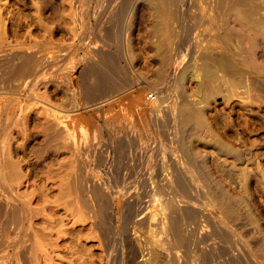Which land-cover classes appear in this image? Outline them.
<instances>
[{"label":"rangeland","instance_id":"1","mask_svg":"<svg viewBox=\"0 0 264 264\" xmlns=\"http://www.w3.org/2000/svg\"><path fill=\"white\" fill-rule=\"evenodd\" d=\"M246 1L251 4L256 0ZM119 2L120 0H0V41L2 40V44L9 43L7 47L11 50L20 49L17 56L23 58L24 51L33 48V45L34 52L39 53L38 55L49 52L47 49L49 46L52 48L57 45L54 49L59 54L58 60L45 64V74L37 84H31V87L35 88V92L37 91L39 95H44L45 99L40 98L45 102L47 98L48 103L50 101L53 105L57 104L55 106L61 107L63 111L73 110L74 115L76 114L73 122L74 132L77 134L80 128V132L84 128L83 132L87 133L79 142L74 136L70 141L66 139L65 131L60 129L61 124L57 125L53 115L45 111L46 105L42 100L13 103L11 117L17 118L16 122L11 117L5 115L1 117L0 160L2 159L1 163L7 162V164H0V189L2 188V191L0 190V264H166L165 250H161L164 252L162 253L154 249L160 215L156 209V201L160 200L166 204V211L171 208L170 200L174 199L170 178L176 170H182L179 178L184 173L180 180L186 177L188 181L186 178L182 181H185L183 183H186L188 190L191 188L187 191L190 197L186 198L187 200H184L179 193L181 199L175 198L180 204L186 203L185 208L189 210L185 211L187 220L181 224L182 228L175 227L176 230H181L177 233L174 229L177 235L182 231L181 234L184 236L176 253L179 264H264V96H258L256 93L258 90L254 89L255 84L260 82L259 77L264 76V28L255 29L251 22L245 24V20L238 16L235 4L229 7L226 14L227 25L224 26L227 29L225 32H233L230 35L235 40H232L230 47L235 50L236 55L245 62L249 61L245 64L248 67L245 69L250 70H247L250 72V76L248 74L250 79H255V84H252L254 86L250 84L254 90L250 89L251 92L244 93V96L250 95L249 98L245 97V100H249L244 101V104H240L237 95H232L231 99L226 100L223 90L209 98L205 115L209 121L211 116L216 115L217 123L212 126L211 132L200 131V139L194 138L195 150L200 154L204 152L208 163L195 164L196 167L192 170L193 172L197 170L199 173L195 177L191 170L187 171L186 164L161 163L164 158L160 149L163 148L160 143L161 135L159 139V132L153 124L151 115L146 111H137L136 102L145 104L146 92L152 93L154 87L162 89L167 85L169 89L171 88L168 81L171 79L170 75L174 67L168 65L170 66L168 68L166 64L161 66L159 55L162 56L167 48L168 51L172 49L171 53L177 52V59L182 58L183 51H187L189 44L181 42L184 25L193 24L197 20L199 0H172L170 3L169 12L164 16L166 23L163 26L168 27V33L175 27L178 29L173 30L177 35L171 34L172 38L174 36L177 40L172 43V45L176 44L172 47L168 46L170 42L168 40L172 41V39L162 40L168 37L166 30L163 33V28L155 26L158 22L154 18L156 3L154 0H132L127 4L120 23L123 30L129 29L126 35H119L116 31L119 24L115 26L111 19ZM258 12L256 15L258 14L259 17L254 15L255 18L253 16L250 18L264 20V9ZM105 25L108 29L113 27V33L109 29L106 31L107 34H103ZM162 35L166 36L161 39ZM112 37H114L113 41ZM121 41L124 43L128 41L131 46L134 56L131 55L133 58L129 59L132 60V66L130 62L128 64L125 61L126 56H123ZM2 44L0 51L5 48ZM95 44L96 47L114 51L118 56H116L117 60L119 58L118 64L121 66L119 65L117 74L124 84L115 88L116 95L113 93L112 97L86 93L82 88L80 70L82 66L97 58L90 47ZM38 48L42 50H37ZM236 50L238 52L240 50V53ZM166 54L169 55V53L164 55ZM4 56L0 55V58L7 57ZM12 63L16 65L17 59L12 60ZM71 65L72 67H69ZM158 66L163 67L162 71L157 70ZM38 68L39 66L35 67L30 75L23 76L21 72L24 68L20 69L13 77L9 67L4 68L0 85L2 83L5 85L6 82V84L14 82L16 84L24 79L32 82ZM67 69L75 71V85L69 80ZM168 69L171 71L169 72ZM155 71H158L159 78H163L164 82L153 77L156 76L153 75L156 74ZM248 72L242 71L244 75ZM7 78L11 80H6ZM190 78L185 81L188 92L197 87L196 81ZM224 85L226 84L222 85L223 88ZM128 118H131L130 131L134 134L130 145L132 147L130 157H127L125 149L123 150L124 125ZM225 124L232 132L234 130L230 138L229 136L225 138L223 134L226 129ZM80 132L78 135H81ZM214 132L221 135L218 136L223 141L258 151L257 160L253 159L254 163L251 161L252 163L243 164L211 163L208 140L211 137L210 133L214 134ZM52 138L54 139L51 140ZM12 169L18 171L16 174L18 173L19 176L15 171L11 172ZM9 171L11 175L7 173ZM201 171L205 172L204 175L200 173ZM12 185H14L13 190L10 187ZM3 188H6V191ZM217 192L231 199L236 196L242 198L241 205L239 204L241 217L237 218L242 225L238 223L239 228L236 229L238 234L226 228L221 222V217L217 215V210L211 209L214 218L221 223V230L225 229L224 233L231 237L226 240L217 236L219 231L210 232L208 225L205 224V213L208 209L205 208L204 201L212 202L215 199L219 206ZM205 194L212 196L209 195V199ZM190 195L193 196V200ZM101 201L103 214L98 208ZM16 208L25 209L26 213L22 211L25 216L28 215L24 219L21 218L18 229L20 231L17 233L8 224L10 213ZM22 211L21 217H25ZM188 212L189 215L191 213L189 217L191 221L188 219ZM189 221L192 223L187 224ZM239 231L244 232L243 236ZM10 234L17 236L10 237ZM177 235L175 236L178 238ZM231 235L234 237L233 240ZM175 236L174 238L177 239Z\"/></svg>","mask_w":264,"mask_h":264},{"label":"bare ground","instance_id":"2","mask_svg":"<svg viewBox=\"0 0 264 264\" xmlns=\"http://www.w3.org/2000/svg\"><path fill=\"white\" fill-rule=\"evenodd\" d=\"M131 1L132 0H120L116 10H114V12L112 14V18H111V19H113L112 24H113V22H114V25L119 24L117 27L118 29L116 30L119 35L125 34V33L127 34V31L129 29L128 28V29L123 30L120 22L122 21L125 7ZM154 1L156 2L154 5V8H155L154 18L156 19V22H158L157 24H155V26L158 25L161 29L163 28V33L166 30V33L168 34V37L166 36L167 34L165 35L166 37L162 35L161 39L163 37H165L166 39L164 38L162 40L172 39V41L168 40V41H170L168 46L169 47L175 46L176 44L172 45V43L174 44V42L177 41V40H175L174 36L177 35L176 34L177 32H175V31L178 29H175L176 28L175 27V28L171 29L172 31L170 30V33H168V30H169V29L167 30L168 27L166 28L163 26V24L166 23L164 16L166 13L169 12V5L172 2V0H154ZM233 4H235V9L238 13L239 18L242 20H245L244 21V22H246L245 24H248L249 22H251L250 24L253 27H255V29L257 28L259 30L260 28H264V20H262L263 18H261V19L258 18L256 20L250 18L251 16L254 17V15H256V13L258 11L264 9V0H256L254 3H251V4H250V2L248 3V1H246V0H199V4L197 6V20L193 24H185L184 25L185 26L184 27V35L181 38L182 41L179 39L184 44H186L187 42L189 43V44L187 43L188 44V49H186L187 51H183L182 58L177 59V52L171 53L172 52L171 48H169V49H171V51L170 50L168 51V49L166 48V50L168 52L166 50H165L166 52H164V54L169 53L168 56H167V54L164 55L163 53H162V56H160L161 54L159 55L160 62L162 63L161 66L162 65L164 66L166 64L167 67H168V65H170L171 67H174V71L172 70L173 72L170 75L171 79L169 81L167 79L169 86H171V88L169 89L167 87V85L162 89H161V87H157L158 89L154 87L152 90L153 91L152 93H149L148 91L146 92V100L147 101L145 104L144 103L142 104V102H139V101L136 102L137 103V111L148 112L151 115L153 124L158 129L159 139H160V135H161L162 139H161L160 143L163 145V148H160V149H162L161 153L164 156L161 163L162 164H179V165L180 164H184V165L186 164V166H187L186 168H188L187 171L190 172V170H191V173L193 174V176L195 175V177H197V175L199 174L198 171L196 170V168H195L196 171L194 170L195 172H193V170H192L194 167H196L195 164H203V165L208 164L206 154H203L204 152L201 154L197 153V151L195 150V148H194V147H196V146H194L196 144L195 140L199 138L200 131H205V132L210 131L211 132L213 130V129H211L212 126H214L217 123V121H216L217 118L215 117L216 115L211 116L212 118H210L211 119L210 121L207 119V116L205 115V111L208 107L209 98L211 99L212 96H215V94L220 93V91H222V90L225 92L223 94H224V98L226 100H228V98L231 99L232 95L233 96L237 95L236 97L241 102L240 104H244V101L247 100V99L245 100V97L249 98L250 95L248 96V94H247L244 96V93L245 94L248 93V91L250 89L258 90V91H256L258 96L259 95H260V97L264 96V76L259 77L258 81H260V82L257 84H255V79H252L254 81L250 82L252 80L249 77L250 72L247 71L249 69H247V70L245 69V67H247V65H245V64H247V61H248L247 59H249V58H247V56H245L247 59L245 57H242V58H245L247 60L245 62V60L240 59V57L236 55L235 50H232V48L230 47V45H231L230 43L232 42V40H235V39H233L232 36L230 35L231 33L233 34V32H231V33L228 31L225 32V30H227L225 28L226 27L225 24L227 23L226 14L228 12L229 7ZM257 17H259V16H257ZM111 26H113V25H111ZM248 27H249V25H248ZM112 28L113 27H109L110 30H112ZM102 29H103V27H102ZM107 29L108 28H106V25H105V29H103V32H105V33H103V34H107L106 31H109V29L108 30ZM174 29H175V31H173ZM116 31H115V34H116ZM72 32H73V30H72ZM112 33H113V30H112ZM171 34L174 35L173 38H172ZM119 35H117V37ZM169 35H171L170 38H169ZM103 36H106V35H103ZM113 36H115V35L113 34ZM233 37H234V35H233ZM119 38H120V36H119ZM119 38H117V39H119ZM173 39H174V41H173ZM111 40L113 41L114 37H112ZM1 41H0V44H2ZM121 42H123V41H121ZM181 42H178V43H181ZM91 43H93V42H91ZM158 43L160 44V42H158ZM23 44H24V42H23ZM44 44H46V43H44ZM159 44L156 43L157 46H159ZM2 45L5 48H4V50L0 51V55L4 56L6 54L5 56H7V57L4 56L5 57L4 59L0 58V78L3 75L4 68L9 67V72H10L12 77H13L14 73L18 74L19 72L17 73V71L20 69L24 68V70L21 72V74L23 76V75H27L30 72H32V70L35 67L39 66V68L34 73V79L32 82H27L24 79L20 83L15 84V82L13 81L14 83L6 84L7 82L5 83V80H4L5 85H3V83H2V85H0V119L4 115L6 117L12 116L11 106L13 103H15L17 101H19V102L20 101L21 102H31L32 100H36V101L42 100L44 95L42 96L41 94L39 95V93H37V91L35 92V88L31 87V84H33V83L37 84V82H39V80L43 77V75L45 74L44 73V69H45L44 65L45 64H48V63L50 64L53 61L56 62V60H58V57H59V54L54 49V48H56L57 45L55 47H52V48L49 46L50 48L49 47L47 48V49H49V52L42 53L40 55H38L39 53L36 52L37 53L36 54L34 52L35 51L34 45L32 46L33 48H31V49L25 48L27 50L24 51L23 58H20L19 56H17L20 49H19V51L11 50L10 48L7 47L8 45H10L9 43H3ZM29 45H32V44H29ZM121 45L123 47L120 45L119 46L123 48V52H124L123 56L124 55L126 56V60H125L126 63L129 64V62H130L131 66H132V63H131L132 60L129 59V58H133L132 56H134V55H132L133 54V52L131 51L132 49H130L131 46L129 45L128 41L127 42L125 41V43L123 42V44H121ZM96 46H97V44L92 45L90 47H91V51L94 54H96L97 58L96 59L92 58L93 60L90 61L89 64H86L85 66L81 67V70H80L81 71L80 72L81 77L80 78L82 79V82H83L82 88H83L84 92L86 91V93H90V94L96 93L99 96L110 95L108 97H112V96H114V94L116 95L115 91L117 89L115 90V88L124 84L122 82L123 80H121L117 74V72L120 69V67H119L120 64H118L119 58L117 60L118 56L115 55L114 51H111L109 49H102L101 47H96ZM106 46H109V45H106ZM182 47L184 48L185 45ZM238 48H240V47H238ZM47 49H45V50H47ZM62 49H65V48H62ZM37 50H42V49L38 48ZM1 52H2V54H1ZM237 53H240V50H239V52L237 51ZM21 54H22V51L20 52V55ZM238 55H240V54H238ZM252 56L253 55L251 53V57ZM14 59H17L16 65H14L12 63V60H14ZM254 60H255V57H254ZM160 62L158 61L159 64H160ZM242 64H244L245 66L244 65H243L244 67L241 66ZM131 66L130 67L128 66V67L131 68ZM161 66L156 67V68H158L157 70L162 71L163 67H161ZM69 67H72V65ZM160 67H161V69H160ZM167 67H166V70H167ZM164 69H165V67H164ZM130 70H132V69H130ZM166 70H163V71L166 72ZM169 70L170 69H168V71ZM242 71L248 72L247 75H244V73H242ZM258 71H257V73H258ZM66 72L68 73L67 75H68L69 80L72 82V84L75 85V83H76L75 71L73 69H67ZM71 72H73V73H71ZM252 73H254V72H252ZM4 74H6V73L4 72ZM126 74H128L127 71H126ZM248 74H249V76H248ZM153 75H156V76H153L154 78H158L160 80L163 79V78H159L158 71L156 72V74H153ZM163 76L164 75H162V77ZM166 76H167V74H166ZM12 77H10V78H12ZM137 78H138V76H137ZM154 78H153V80H154ZM188 78H190L192 80L194 79V81H196V83H197L196 84L197 87H194L195 89L190 91V92H188L186 90V87H185V85H186L185 81ZM164 79H166V78H164ZM6 80H11V79L7 78ZM156 81H158V80H156ZM162 82H164V80H162ZM253 83L255 84L254 89H253V87L251 88V85ZM223 84H226V86L224 85V88L222 87ZM252 86H254V85H252ZM130 88H128V89H130ZM238 88H243V89L239 90ZM165 89H166V91H165ZM249 92H251V91H249ZM253 92H255V91H253ZM133 95H134V93H133ZM254 95H256V94H254ZM40 97H42V98H40ZM43 99H45V98H43ZM138 99H140V97ZM250 99H251V97H250ZM42 101H44V100H42ZM38 103H39V101H38ZM49 103H50V101H49ZM49 103L47 102V98H46V102L45 101L43 102V104H45L46 107L44 108V106H43V108L45 109L46 112L53 115L54 121L56 122L57 125L61 124L60 129H62L63 132L65 131L66 136L65 135L64 136L66 139L68 138V140L70 141L71 138L74 136L75 140L79 142L82 137L85 138L87 133L83 132L85 130L83 127L82 128L84 130L82 129L81 132H80L81 128L77 132V134L74 132V128H73L74 123L73 122H74V119L76 118V114L74 115L75 112L73 110L63 111V110H61V107L55 106L57 104L53 105V104H51V103L49 104ZM76 108H77V104H76L75 109ZM61 111H63V113ZM11 118H13V117H11ZM13 119H15V118H13ZM16 119H15V122H16ZM130 124H131V118L126 119V123L124 125V148H123V150L125 149V153H126L127 157H130V154L132 153V147L130 145L133 141L132 136L134 135L130 131L131 130ZM79 132L81 135H78ZM233 132H234V130H233ZM233 132H232L231 128L228 125H226V129L223 131V134H224L225 138L226 137L228 138V136L230 138L234 134ZM9 134L7 136V139L9 137ZM210 134H211V137L209 140L208 139L207 140L210 143L208 151H209V155L212 157L211 163H213V164H243V163H249V162L252 163L253 159H255V161L257 160V158L259 156L258 151H253L252 149H250L248 147H243V146L241 147L239 145L235 146L233 144L226 142V140L223 141V140H221L222 138L219 137L221 135H219L215 132H214V134L213 133H210ZM194 138H195V140H194ZM53 139L54 138H52L51 140H53ZM159 139H158V142H159ZM201 139H203V137H201ZM82 141H84V140H82ZM205 142H207V141H205ZM239 144H241V143L239 142ZM162 145H161V147H162ZM1 160H0V164H3L4 162L1 163ZM6 161H8V160H6ZM4 164H7V162ZM12 164H13V160H12ZM177 169H179V168H177ZM12 170L13 171H11V172L14 173V171H15V174H16V172H18L14 169H12ZM176 171L178 172V174ZM176 171H174L173 174L170 172L173 175V176H171V174H170V176H171L170 181H171L172 186H173V196L172 197L174 199L173 201L170 200L171 208H169V210L166 211L167 205L164 204L160 200L156 201V209H158L157 211L160 212V215L158 217V226H159L158 229H159V231L156 233V238L154 241V243H155L154 249L157 252L161 251V250H163V251L165 250V252L167 254V258H166V262H165L166 264H179L178 258H176V256H177L176 253H177V250L180 248V243H181L182 238L184 236L181 234L182 231L181 232L179 231V234L177 235L178 230H181V229L176 230L177 228H175V227H181L182 226L181 224L184 222V220L185 221L187 220V218H186L187 214L185 213V211L187 209V208H185L187 206V205H185L186 203L180 204V203H178V201L175 198H177V197L180 198L182 196L184 200H187L188 198H190L189 192H187V191H189L191 189L190 188L191 185H189L190 189L188 190L187 189L188 187L186 188V183H183L185 181H182L186 177H183L182 180H180L181 176L185 175L183 172H182L183 174L179 178V174H181L180 172L182 170L181 171L176 170ZM228 171H227V173H228ZM11 172L9 171L7 173H9L11 175ZM200 173H202L204 175L205 172L203 173L201 171ZM9 174H7V175H9ZM10 175H9V177H10ZM16 175H18V173ZM188 175H186V176L188 177ZM261 176H263V174H261ZM15 177L16 176L14 175V178ZM233 178H234V176H233ZM187 181H188V179H187ZM213 181H215V180L213 179ZM206 182H207V180H206ZM245 183H246V181H245ZM214 185H212V186H214ZM13 186L14 185L10 186L12 188L11 190L14 189ZM207 186H209V185H207ZM219 186H221V188H223L222 185H219ZM6 187H8V185ZM211 189H212V187H211ZM0 190L2 191V188ZM3 190L6 191V188L5 189L3 188ZM5 191H3V192H5ZM208 192H209V190H208ZM178 193L181 196H179ZM218 193L219 192L216 193V196ZM222 193L225 194L224 192H222ZM220 194H218V197L220 200L219 206L217 205V201H214L215 199L212 200V202L204 201V202H206L204 206L206 209H208V212L205 213V216H206L205 224L208 225L210 232H213L214 230H215V232L219 231V234H217V236L219 235L222 240H226V239H230L231 237H228L227 233L226 234L224 233V230H225L224 228H223L224 230H221V228H220L221 223H219V220H216L214 218L215 216H214V214L211 213V209L217 210V212H218L217 215L221 217V222L226 226V228H230L233 232L236 231L235 233H237L236 229L239 228V225H238L239 222H238L237 218L241 217L239 204L241 205L240 202H241L242 198L239 196V198H240L239 199V198H236L237 196L236 197L234 196L235 198L231 199L229 197H225L224 195L222 196V194L221 195ZM209 195H206V196H208V198L210 199V196H212V195H210V196ZM220 196H222V197H220ZM192 197L193 196H191V199L193 200ZM230 197H232V195ZM208 198L206 200H208ZM197 201H198V199H197ZM27 202L28 201H26V203ZM98 206H99L98 208H99L100 213L103 214V202L101 201ZM23 208H22V210H23ZM22 210H19V208L14 209L10 213V216L8 219L9 227L15 229L16 233L18 231H20L18 229H19V223H20L21 218L24 219V218H26V216H28V215L25 216V214H24L25 209L23 210L24 212ZM21 211L25 217H21V214H20ZM188 215H189V212H188ZM189 217H191V213L188 216V219L190 220L191 218H189ZM189 222L187 224L192 223V222H190V223ZM193 223H196V222H193ZM239 224L242 225V223H239ZM191 226H194V225H191ZM174 229L177 231V233L175 232ZM241 231H243V230H241ZM249 231H250V229H249ZM174 232L176 233L175 235H177L178 238L174 235ZM243 233H240V231H239V234L241 236H243ZM14 235L10 234V237H12ZM228 235H229V233H228ZM15 236H17V235H15ZM174 236L177 239H175ZM13 238H16V237H13ZM233 239H234V237L232 236V240ZM10 240H14V239L10 238ZM257 242H259V241H257ZM183 243H184V240H183ZM233 245H234V243H233ZM233 245H231V246H233ZM182 246L183 245L181 244V247ZM231 250H232V248H231ZM234 250H235V248H234ZM237 251L238 250H236V252ZM162 253H164V252H162ZM178 253H179V251H178ZM45 254H46V252H45ZM207 255H209V254L206 253V256ZM34 257L35 256H33V258ZM207 257H209V256H207ZM30 262H31V260H30Z\"/></svg>","mask_w":264,"mask_h":264}]
</instances>
